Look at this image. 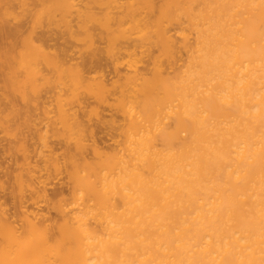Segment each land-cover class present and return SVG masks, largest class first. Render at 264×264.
Segmentation results:
<instances>
[{
    "label": "bare ground",
    "instance_id": "obj_1",
    "mask_svg": "<svg viewBox=\"0 0 264 264\" xmlns=\"http://www.w3.org/2000/svg\"><path fill=\"white\" fill-rule=\"evenodd\" d=\"M0 264H264V0H0Z\"/></svg>",
    "mask_w": 264,
    "mask_h": 264
},
{
    "label": "rangeland",
    "instance_id": "obj_2",
    "mask_svg": "<svg viewBox=\"0 0 264 264\" xmlns=\"http://www.w3.org/2000/svg\"><path fill=\"white\" fill-rule=\"evenodd\" d=\"M58 186H60V185L57 184V186L55 185V187L53 186V188H57ZM50 190H52V189H50ZM52 191H53V190H52Z\"/></svg>",
    "mask_w": 264,
    "mask_h": 264
}]
</instances>
